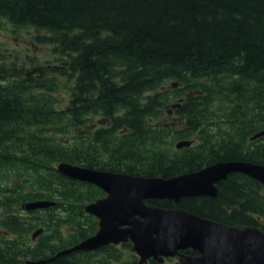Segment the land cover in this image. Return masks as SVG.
<instances>
[{
	"label": "trees",
	"instance_id": "obj_1",
	"mask_svg": "<svg viewBox=\"0 0 264 264\" xmlns=\"http://www.w3.org/2000/svg\"><path fill=\"white\" fill-rule=\"evenodd\" d=\"M3 20L36 29L56 56L0 50V264L50 258L98 231L86 205L106 193L61 162L165 178L264 164V136L251 139L264 131V0H0ZM217 186V197L147 202L264 230L260 181L232 173ZM39 200L55 203L25 207ZM132 247L46 264H141Z\"/></svg>",
	"mask_w": 264,
	"mask_h": 264
},
{
	"label": "water",
	"instance_id": "obj_2",
	"mask_svg": "<svg viewBox=\"0 0 264 264\" xmlns=\"http://www.w3.org/2000/svg\"><path fill=\"white\" fill-rule=\"evenodd\" d=\"M264 136V131L251 137ZM192 141L180 140L177 148ZM63 174L95 184L106 196L86 205V211L99 219L98 231L61 250L50 258L27 260L26 264H46L73 251H92L108 244L131 241L133 251L144 264L149 258L159 262L179 256L176 264H264V230L255 226L237 227L205 218L183 208H163L149 204L152 199H169L176 204L184 197H217V183L232 173L246 174L264 184V164L248 160H223L205 168L165 178L114 172L61 162ZM54 201L25 204L27 209L45 208ZM42 229L33 234L36 238ZM193 249L198 255L181 250Z\"/></svg>",
	"mask_w": 264,
	"mask_h": 264
},
{
	"label": "rangeland",
	"instance_id": "obj_3",
	"mask_svg": "<svg viewBox=\"0 0 264 264\" xmlns=\"http://www.w3.org/2000/svg\"><path fill=\"white\" fill-rule=\"evenodd\" d=\"M36 35L38 31L34 28L18 27L3 20L0 22V50L7 57L19 61L33 59L46 62L55 58L54 46L39 42Z\"/></svg>",
	"mask_w": 264,
	"mask_h": 264
},
{
	"label": "flooded vegetation",
	"instance_id": "obj_4",
	"mask_svg": "<svg viewBox=\"0 0 264 264\" xmlns=\"http://www.w3.org/2000/svg\"><path fill=\"white\" fill-rule=\"evenodd\" d=\"M227 209H231V207L230 206H227ZM172 259V261H176L177 260V257L176 258H171ZM164 264H172L171 262H170V260H166V262L164 263Z\"/></svg>",
	"mask_w": 264,
	"mask_h": 264
}]
</instances>
